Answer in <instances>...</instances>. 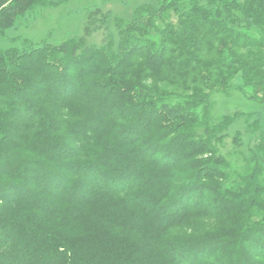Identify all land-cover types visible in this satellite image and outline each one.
Here are the masks:
<instances>
[{"label":"trees","instance_id":"16d2710c","mask_svg":"<svg viewBox=\"0 0 264 264\" xmlns=\"http://www.w3.org/2000/svg\"><path fill=\"white\" fill-rule=\"evenodd\" d=\"M143 1L0 47V264H264V140L234 162L212 116L264 105V0ZM68 2L0 0V39Z\"/></svg>","mask_w":264,"mask_h":264},{"label":"rangeland","instance_id":"374dc122","mask_svg":"<svg viewBox=\"0 0 264 264\" xmlns=\"http://www.w3.org/2000/svg\"><path fill=\"white\" fill-rule=\"evenodd\" d=\"M127 1L69 0L60 7H39L30 17L16 22L6 37L0 39V47L18 44L20 38L35 42L47 39L48 43L58 45L70 38L83 35L84 28L90 21H99L108 12L131 19L134 8L144 1L134 0L129 5L125 4ZM152 3L156 4V0H152ZM98 9L99 12L96 13ZM111 39H117V31L110 21L92 33L89 43L101 45ZM212 116L215 122H219L224 116L235 118L226 130L229 139L225 141L224 149L232 161L240 162L243 157L252 159L258 155V147L264 140V105L251 101L241 92H232L229 96L216 95ZM237 134L240 135V145L232 142V138Z\"/></svg>","mask_w":264,"mask_h":264}]
</instances>
